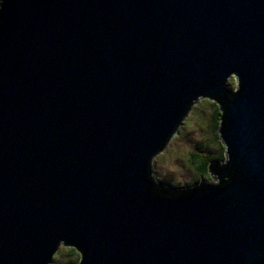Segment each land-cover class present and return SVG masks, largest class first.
<instances>
[{"label":"water","instance_id":"water-1","mask_svg":"<svg viewBox=\"0 0 264 264\" xmlns=\"http://www.w3.org/2000/svg\"><path fill=\"white\" fill-rule=\"evenodd\" d=\"M203 97L218 183L157 181ZM61 245L77 264H264V0H0V264Z\"/></svg>","mask_w":264,"mask_h":264},{"label":"rangeland","instance_id":"rangeland-1","mask_svg":"<svg viewBox=\"0 0 264 264\" xmlns=\"http://www.w3.org/2000/svg\"><path fill=\"white\" fill-rule=\"evenodd\" d=\"M228 82V87L235 90L236 79L231 76ZM215 110V101L210 98H200L193 104L167 145L152 159L153 175L157 181L176 187H187L198 176L192 165L193 153H200L203 158L219 157L222 140L215 130ZM211 175L206 178L201 176L199 179L217 184L216 175ZM69 248L61 245L49 264H67Z\"/></svg>","mask_w":264,"mask_h":264},{"label":"trees","instance_id":"trees-1","mask_svg":"<svg viewBox=\"0 0 264 264\" xmlns=\"http://www.w3.org/2000/svg\"><path fill=\"white\" fill-rule=\"evenodd\" d=\"M229 89H231V88H229ZM231 90H233V89H231ZM215 105H216V110H215V122H214V125L216 127L215 128L216 133H218V136L220 137V135H219V127H220V123H221V114H222V112H221L220 106L216 102H215ZM218 112H219V119H218V116L216 115V113H218ZM217 128H218V131H217ZM220 152L221 153H220L219 157H216V158L213 157V156H210V157H208L206 159H203V157H200V155L197 158H195L192 155V159L194 160V161H192V165H194V167H195V169L197 170V173H198L197 179L193 180L192 184H196V183H199L201 180H204V179H199V178H201V176H203L205 178L207 176H212L211 173L208 172V167H209L210 163L212 161L220 163V162L225 160V148H224L223 143H222ZM193 154H200V153H193ZM153 173H154V170H153ZM167 185H170V184H167ZM191 185H189V186H191ZM69 249H70V254H69V261H68L67 264H77L79 262V258H80L79 254L77 253V251L75 249H73V248H69Z\"/></svg>","mask_w":264,"mask_h":264},{"label":"flooded vegetation","instance_id":"flooded-vegetation-1","mask_svg":"<svg viewBox=\"0 0 264 264\" xmlns=\"http://www.w3.org/2000/svg\"><path fill=\"white\" fill-rule=\"evenodd\" d=\"M229 84V83H228ZM216 115L218 116V119H219V112L218 113H216ZM193 156L195 157V158H197L198 156H199V154H193ZM207 157H204L203 159H206ZM223 162V161H222Z\"/></svg>","mask_w":264,"mask_h":264},{"label":"clouds","instance_id":"clouds-1","mask_svg":"<svg viewBox=\"0 0 264 264\" xmlns=\"http://www.w3.org/2000/svg\"><path fill=\"white\" fill-rule=\"evenodd\" d=\"M4 8H5V5H4ZM4 8H3V10H4ZM233 77L235 78V73H233Z\"/></svg>","mask_w":264,"mask_h":264}]
</instances>
